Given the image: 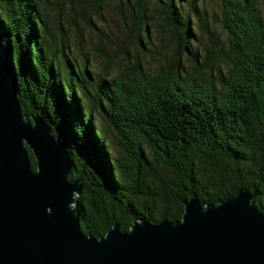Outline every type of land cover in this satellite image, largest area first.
<instances>
[{"label": "trees", "instance_id": "1", "mask_svg": "<svg viewBox=\"0 0 264 264\" xmlns=\"http://www.w3.org/2000/svg\"><path fill=\"white\" fill-rule=\"evenodd\" d=\"M206 14L199 0H0L21 112L65 143L84 234L179 219L191 192L216 203L244 188L264 211V16L257 0H218L212 25Z\"/></svg>", "mask_w": 264, "mask_h": 264}, {"label": "water", "instance_id": "2", "mask_svg": "<svg viewBox=\"0 0 264 264\" xmlns=\"http://www.w3.org/2000/svg\"><path fill=\"white\" fill-rule=\"evenodd\" d=\"M70 169L63 140L22 114L0 33V264H264V211L244 188L216 203L191 192L179 219L141 216L95 237L80 229Z\"/></svg>", "mask_w": 264, "mask_h": 264}, {"label": "rangeland", "instance_id": "3", "mask_svg": "<svg viewBox=\"0 0 264 264\" xmlns=\"http://www.w3.org/2000/svg\"><path fill=\"white\" fill-rule=\"evenodd\" d=\"M199 1L206 8V11H207L206 21H207V23L212 25V23L214 21V13L216 14V12L218 10V0H199ZM257 1H258L259 6H260L261 12L264 16V0H257ZM49 12H50V14H53V12L51 10H49ZM104 20L108 24L102 25L103 29H105V28L108 29V27H110L113 31H116L121 26L119 18L116 15L112 6H107L105 8ZM56 29H57L56 25L53 24V26H52L53 38H54L55 42H59L60 37H59L58 31ZM107 31H109V29ZM215 31L218 33L219 36H222V32H220V28L217 24L215 25ZM164 35H167V34H164V32L160 28H157L156 31H154L153 40H154L155 45H157L158 49H162V51H165L168 54L171 51V47H169V45L166 46V40L164 39ZM208 38H209L208 33L206 31L204 33H202L200 35L201 44H208L209 43ZM97 120L102 125L103 131L105 132V135H106V141L109 144V146L112 148V150L114 152L120 151L119 150L120 149L119 141H118L116 134L112 130L106 128L103 119L98 114H97Z\"/></svg>", "mask_w": 264, "mask_h": 264}]
</instances>
